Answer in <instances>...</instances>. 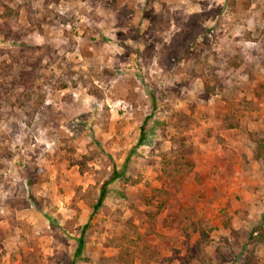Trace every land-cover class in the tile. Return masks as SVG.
I'll use <instances>...</instances> for the list:
<instances>
[{
  "label": "rangeland",
  "instance_id": "374dc122",
  "mask_svg": "<svg viewBox=\"0 0 264 264\" xmlns=\"http://www.w3.org/2000/svg\"><path fill=\"white\" fill-rule=\"evenodd\" d=\"M251 132L264 0H0V264H264Z\"/></svg>",
  "mask_w": 264,
  "mask_h": 264
},
{
  "label": "trees",
  "instance_id": "16d2710c",
  "mask_svg": "<svg viewBox=\"0 0 264 264\" xmlns=\"http://www.w3.org/2000/svg\"><path fill=\"white\" fill-rule=\"evenodd\" d=\"M250 139L252 140V142L255 143L256 148L254 150L245 152L242 155V159L245 162H250L251 160H253V161H264V136L261 137L258 135V133L251 132L250 133ZM176 166H177V163H176ZM116 175L119 176L120 174L117 173ZM174 175H175L174 170L170 171V177H174ZM113 179H114V177H112L110 181H113ZM107 192H108V188H107V184H105L100 191V195H99V198H98L96 204L94 205V210H93L94 212L97 211L98 208L103 204V201L106 198ZM208 243H209L208 240L203 238L198 244L200 251H202L203 248L208 245ZM83 249H84V240L81 237L79 240V246L77 248L75 255L81 256L83 253ZM74 262H75V259L70 264H74Z\"/></svg>",
  "mask_w": 264,
  "mask_h": 264
}]
</instances>
